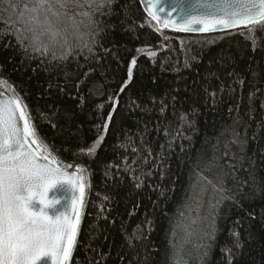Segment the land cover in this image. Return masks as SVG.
I'll return each mask as SVG.
<instances>
[{"label": "trees", "instance_id": "trees-1", "mask_svg": "<svg viewBox=\"0 0 264 264\" xmlns=\"http://www.w3.org/2000/svg\"><path fill=\"white\" fill-rule=\"evenodd\" d=\"M27 3L0 0V79L59 165L87 175L68 264H264V29L180 34L114 0L52 18L42 54L7 23ZM203 179L213 234L179 248Z\"/></svg>", "mask_w": 264, "mask_h": 264}, {"label": "snow or ice", "instance_id": "snow-or-ice-1", "mask_svg": "<svg viewBox=\"0 0 264 264\" xmlns=\"http://www.w3.org/2000/svg\"><path fill=\"white\" fill-rule=\"evenodd\" d=\"M113 3L114 0H28L22 8L10 5L18 14L16 20L10 19L7 23L21 47L43 50V54L48 51V45L42 38L47 37L52 45L57 43L58 33L53 30L52 18L68 17L70 6L101 11ZM160 3L161 0H147V7L151 9L148 15L165 28L206 33L241 26L251 31L253 25L264 29V0H209L199 6L211 11L198 15L188 12L183 22L172 16L176 7L165 13ZM131 65H136L135 59ZM125 87L127 82L120 91ZM32 119L27 104L18 95L0 99V264H37L49 254L54 264H68L77 244L84 210V177L77 175L84 169L78 166L76 173L70 174L52 159ZM66 167L70 169L73 165ZM60 181L70 182L78 189L79 196L73 201L71 214L52 219L43 210H31L29 203L33 198L47 207L48 192ZM37 186L39 192L35 191ZM25 190L27 195L23 194Z\"/></svg>", "mask_w": 264, "mask_h": 264}, {"label": "water", "instance_id": "water-1", "mask_svg": "<svg viewBox=\"0 0 264 264\" xmlns=\"http://www.w3.org/2000/svg\"><path fill=\"white\" fill-rule=\"evenodd\" d=\"M139 1L147 17L153 20L148 15V12L151 11V9L147 7V0H139ZM207 2H209V0H161L159 7L163 9L165 13L169 12L173 7H176L177 11L172 13V16L173 18H178V22H183L186 19L184 15L188 12L198 15V14L211 11L209 8L199 6L200 3H207ZM154 22L161 29H168L170 31H174L180 34H187V35L219 34V33H225V32H230V31L244 28V26H241L238 29L217 30V31L208 32V33L206 32H184V31L174 30L172 27L165 28V27H162L156 21ZM194 27L199 28L201 27V25H194ZM13 97L14 95L7 93L5 90H3L0 87V99L7 100ZM64 169L68 171L70 174L76 173L75 169L74 170H70L67 168H64ZM77 175H81V174L77 173ZM78 196H79L78 189L75 188L70 182L60 181L49 191V199L55 201V203L52 206L44 207V205L41 204L37 198H33V200L30 201L29 203V207L31 208V210L35 212H40L41 210L45 211L52 219L63 218L64 216L71 214L73 201ZM37 264H54L51 254L41 257L40 260L37 261Z\"/></svg>", "mask_w": 264, "mask_h": 264}, {"label": "rangeland", "instance_id": "rangeland-1", "mask_svg": "<svg viewBox=\"0 0 264 264\" xmlns=\"http://www.w3.org/2000/svg\"><path fill=\"white\" fill-rule=\"evenodd\" d=\"M0 87L7 93L16 96L13 87L7 81L0 79ZM47 152H50L48 148ZM51 157L54 159L52 154ZM81 174L84 176L85 182L87 175L83 172ZM210 186V181L203 179L199 183L197 191L194 192L189 210L184 220L179 224L177 237L179 248L192 245L196 249L204 244L209 235L213 234L215 224L213 207L216 205V191L212 192Z\"/></svg>", "mask_w": 264, "mask_h": 264}, {"label": "clouds", "instance_id": "clouds-1", "mask_svg": "<svg viewBox=\"0 0 264 264\" xmlns=\"http://www.w3.org/2000/svg\"><path fill=\"white\" fill-rule=\"evenodd\" d=\"M54 186H55V185H54ZM54 186H53V187H54ZM53 187H52V188H53ZM52 188H51V189H52ZM35 191L39 192V191H40V188L37 186V187L35 188ZM49 191H50V190H49ZM23 194L27 195V190H25V192H24ZM48 199H49V192H48ZM49 201H50V203H49V205H48L47 207L52 206V205L55 203V201H53V200H50V199H49Z\"/></svg>", "mask_w": 264, "mask_h": 264}]
</instances>
